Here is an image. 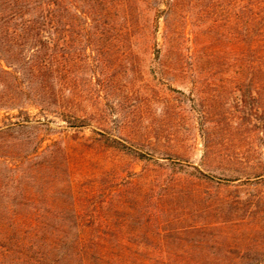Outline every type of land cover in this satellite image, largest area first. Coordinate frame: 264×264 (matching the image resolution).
<instances>
[{
  "label": "rangeland",
  "instance_id": "obj_1",
  "mask_svg": "<svg viewBox=\"0 0 264 264\" xmlns=\"http://www.w3.org/2000/svg\"><path fill=\"white\" fill-rule=\"evenodd\" d=\"M108 3L0 27V216H166L195 227L130 235L139 263L264 264V71L239 66L235 0L147 11L155 41Z\"/></svg>",
  "mask_w": 264,
  "mask_h": 264
},
{
  "label": "trees",
  "instance_id": "obj_2",
  "mask_svg": "<svg viewBox=\"0 0 264 264\" xmlns=\"http://www.w3.org/2000/svg\"><path fill=\"white\" fill-rule=\"evenodd\" d=\"M104 1L123 12L129 25L135 22L147 28L155 41L160 15L154 20L146 12L164 13L167 19L178 0ZM98 2L81 0L74 6L72 0H0V27L13 28L16 41L27 40L33 37V28L56 27L64 9L70 12L75 7L77 16L89 22ZM235 2L239 66L264 71V0ZM160 3L165 7L160 8ZM173 221L166 216H0V264H142L138 261L148 258V251L129 246V236L141 243L144 238L161 240L163 230L180 232L195 227H173Z\"/></svg>",
  "mask_w": 264,
  "mask_h": 264
}]
</instances>
